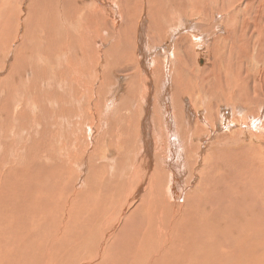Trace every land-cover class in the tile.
Here are the masks:
<instances>
[{
	"label": "bare ground",
	"instance_id": "bare-ground-1",
	"mask_svg": "<svg viewBox=\"0 0 264 264\" xmlns=\"http://www.w3.org/2000/svg\"><path fill=\"white\" fill-rule=\"evenodd\" d=\"M122 1L0 0V37L5 33L12 36L15 29V36L20 35L19 40L11 39L10 42L9 39L12 43L10 54L2 51L0 43V68L5 62L3 60L6 59V64L11 62L7 74L0 76V139L5 138L4 135L12 137L16 132L17 120L22 119L23 111L20 114L14 111L20 100L27 103L36 128L44 123L54 126L55 121H47L36 114L39 105L29 95L40 84L47 87L52 84V88L59 89L54 81L56 79L73 93L66 101L55 98L50 103L55 106H46L44 113L50 110V113H56L57 121L61 120L55 136L42 140L50 143L52 153L47 149L38 153L35 143L42 145V142H31L26 134L19 135L22 141H26L20 150L15 148L14 143L2 145L0 141L2 163L23 172L18 175L20 180L15 179L16 185L12 180L9 182L11 194L18 189L19 198L13 196V201L26 199L28 203H34L38 197L45 201L44 197L52 186L56 195L63 193L60 188L67 185L64 178H68L71 171H79L77 183L83 182L86 186L85 176L92 170L90 158H93L96 168L107 175L106 194L118 187L122 192L117 208L105 216L106 223L103 220L106 227L110 224V229L107 235L101 233L98 259L104 255L112 237L115 238L117 226V229L122 227L123 217L131 212L133 196L146 189L144 203L149 206H146L145 212L142 208V212L149 222L151 218L160 216L156 208L172 207L167 206L168 201L178 209V214L172 216L173 221H184L188 215L190 217L189 240L175 246L180 252L176 258L172 247L164 249L162 253L167 255L166 261L171 264H264L261 254L264 251V87L261 83L264 80V14L263 17L257 16L255 24L249 20L244 22L241 18L234 29H229L224 25L225 19L233 17L236 12H245L244 16L250 18L252 9L248 3L242 10L241 0H220L214 2L218 7L216 12L206 4L211 13L203 9L201 16L198 15L203 27L212 23L214 30H200L199 22L196 25L192 23V26L183 22L185 30L177 33L175 17L187 10L183 6L186 0H179L176 5L183 8L181 11L174 7L175 0L173 3L163 0V4L155 9L158 20L154 23L160 26L163 23L169 29L157 46V26H148L144 11L139 21L133 23L135 28L125 31L130 23L128 15L143 10V5L149 7L150 0H132L137 2L134 9L126 1L122 9L123 5H119ZM251 1L255 3L258 0ZM15 8L19 9L18 18L13 16L17 13ZM192 8L196 9L198 5ZM208 13L211 20L205 19ZM34 15L39 21L33 20ZM89 18L94 21L99 18L101 24L110 25L113 30L105 29L102 34L99 30L92 31L87 26L91 20L84 25ZM123 22L127 24L121 25ZM239 24L245 28L239 29ZM49 33H53L52 39ZM103 33L104 41L98 42L103 50L95 57L97 62H103L99 68L90 62L89 54L85 57L88 50L90 52L85 40L82 42L83 55L74 44L83 35L87 38L88 34L96 36L97 42L98 35ZM216 33L221 35L215 37ZM238 33H243V42L235 38ZM24 36L30 45L25 48L27 56L21 58L18 51ZM74 36L77 38L69 43L68 40ZM223 39L228 42L227 48L223 47ZM199 42L204 44L202 48H196ZM184 44L188 47L184 48ZM37 46L44 48L45 52ZM58 46L62 48L56 49ZM235 49L238 59L233 58ZM190 52L193 61L190 60ZM26 60L30 61L28 69L25 64L24 69L22 64L20 70L15 69L17 62L28 63ZM36 62L39 67L35 66ZM44 74H47L49 84L39 81ZM127 78L129 82L137 80L134 89H127ZM192 78L195 85L191 82ZM251 80H255L257 94L248 91L251 90ZM177 81L182 84H177ZM240 85L246 87L242 99L236 97ZM188 94L200 98L199 107L194 106L195 103L190 108L182 104ZM142 96V113H134ZM49 97L45 95V100ZM8 104H12L10 114L14 122H8L7 127V123L2 121L8 120L3 116H8L3 113V107ZM61 104L73 118L69 114L67 118H62L57 113ZM123 105L125 108H122ZM223 106H232V113L223 111ZM211 108L216 112L211 113ZM68 125H75L74 132ZM67 130L69 132L65 134ZM206 150L223 163L227 181L236 179L234 189H238L241 185L239 181L244 179L249 187H253L251 191L247 190L239 199L232 197L233 188L225 180L217 184L213 180L211 183L218 168L217 164L208 166L205 161L201 162ZM196 182L195 190H189ZM203 194L210 195L208 202L197 198ZM162 196L167 200H163ZM182 199L183 206L180 203ZM192 199H195L194 209H190ZM211 203L213 208L207 210ZM185 204L188 208L184 207ZM256 205H260L259 214L255 211ZM192 210L198 214H190ZM223 212H227L226 216L234 213L228 224L221 216ZM239 214L245 218L239 221ZM91 215H94L93 212ZM223 224L224 230H221ZM145 228V231L142 229L145 234L142 240L147 244L151 230L146 225ZM224 233L227 234L226 239L223 238ZM154 239L167 242L158 235ZM129 243L128 247L123 244L127 249L126 255L121 252L127 260L137 255V250ZM256 244L261 246L255 250Z\"/></svg>",
	"mask_w": 264,
	"mask_h": 264
},
{
	"label": "rangeland",
	"instance_id": "rangeland-1",
	"mask_svg": "<svg viewBox=\"0 0 264 264\" xmlns=\"http://www.w3.org/2000/svg\"><path fill=\"white\" fill-rule=\"evenodd\" d=\"M1 1L4 2V0H1ZM124 1L130 2L129 4L130 8H133V9L135 8L136 3H137L136 1H132V0H124ZM124 1L119 3L120 6L123 5L121 6L122 9H124ZM175 1L176 2L174 4V7L178 5L177 3L179 0H175ZM217 1L220 2V0H186L183 3V6L186 7L187 10H184L180 16L175 17L174 24L176 26V32L178 33L179 31L182 32L183 30H185V25L183 22H188L189 24H191V26H192V23L196 25L199 22L200 30L202 29L207 30L209 28H212L214 30V27H212V23H209L208 25L203 27L198 15L201 16V10L203 9L204 10L206 9L209 11L206 4H208L216 12L218 10V7L214 5V2H217ZM228 1L229 0H225V2H228ZM241 1H242V10L244 9L246 4L248 3L250 4L251 9H252L251 17L248 18L244 16L246 15L245 12H241V13L236 12V14L233 17L224 20V25L226 26V28L234 29L235 26L238 24L237 21L241 20V18L244 19V22L249 20L250 23L255 24L257 21V16H262L264 14V11H263L264 8L262 9V6L264 5V0H258L255 3H253L251 0H241ZM169 2L173 3V0H169ZM162 4H163V0H155V3H154V0H150L149 7L147 6L144 7L143 5V10H140L139 12L133 15H128L130 23H128L129 25L126 27L125 31H131L135 28L136 24L133 25V23L134 22L137 23L139 21V18L144 11V18L146 19L148 26L152 28L157 26L155 31L157 32V36L159 38L157 40V46H159V42L162 43L164 34L169 29L168 27L165 28V25H163V23L161 24V26L157 23H154L156 19L158 20L155 9L157 6H161ZM194 5H198V8L193 9L192 7ZM176 8L179 11L183 9L181 6L176 7ZM36 12H39V10H37ZM210 13L205 15L206 20H211ZM14 14L13 16L14 17L17 16L16 18H18L19 9H17V13H14ZM254 14H255V18H253ZM33 20L39 21L36 15H34ZM89 20H91L89 23L90 24L93 23V24L89 26L90 24L88 23L87 26L90 27L89 29H91L92 31L99 30V32H101L102 34L103 31L104 32L106 31L105 29H109L107 31L113 30L110 25L101 24V22L98 21L100 20L99 18L95 21L92 18H89L86 22H84V25L87 24ZM125 24L127 23L123 22L121 25H125ZM215 26L217 25L215 24ZM238 27H240L239 29L245 28V27H242L240 24ZM92 28H95V29H92ZM16 32L17 30L15 29V32L14 34H12V36L10 35V33H5L4 35L0 37L1 49L3 52L10 54L11 49L9 46L12 45V43L10 42L14 39L19 40L20 35L15 36ZM133 35L135 36L137 34L133 33ZM218 35L220 36L221 34L216 33L215 37H217ZM211 36H214V35L212 34ZM52 37H53V33H49V38L52 39ZM81 37L82 38H80V40H78L74 44V47H77L76 49L80 51L81 54L83 55L82 42L85 40L88 43L87 48L90 49V52L88 50V53L87 55L85 54V57L86 56L88 57V54H89L91 58L90 62L91 63L93 62L95 67L100 68V66L103 65V62L101 61L97 62L96 61L97 59L95 57L99 55V53L103 50V48L99 46L98 44L101 41H104V33L101 36L98 35L97 42L95 38L96 36L91 35V34H88L87 38L85 37V35ZM109 37L110 36L108 35L107 38ZM75 38L77 37L74 36V38L71 40H68V42L71 43ZM235 38H237L238 41L243 42V38H244L243 33L236 34ZM9 39H10V42H9ZM25 39L26 37L24 36L23 39L20 41L22 43L19 42L20 44H22V46L20 47L21 51L20 50L18 51V55L20 54L21 58L24 55L27 56L25 53L26 52L25 48H29V45H30L28 40H25ZM23 40L26 41V43L23 42ZM150 41L152 40L150 39ZM226 43H228L227 40L223 39L222 44L224 48H227ZM203 45L204 44L202 42H199L196 44V48L197 46H200L202 48ZM37 47L41 48L39 46ZM185 47H188V45L184 44V48ZM61 48L62 46L56 47V49H61ZM41 49H42V52H45L44 48H41ZM157 49H160V48H157ZM84 52H87V49H84ZM237 52L238 51L236 49L233 51L234 59H238V56H236ZM191 56L192 55L190 52L189 57H190V60L193 61L194 59H192ZM32 58H34L33 55H32ZM3 61H5L4 62L5 64L3 63V67L0 68V71L3 70L0 72V76H5L7 72L9 71V67L11 65L10 64L11 62L6 64V59ZM26 61L28 63H25V62L20 63V61L17 62V64L14 65L15 69L20 70L21 64H22L23 69H24V64L26 65L28 69V64H30V61L29 60H26ZM50 63H51V66H53V63L51 61ZM34 64L35 66L39 67L38 62ZM114 67L116 66L114 65ZM23 73L25 72L23 71ZM39 81L48 83L49 78L47 74L42 75L39 78ZM54 81L59 89L52 88L53 85L49 83H48L49 84L48 87L47 85L45 86L43 84H40L37 88H35L32 92L29 93L31 99L34 100L37 105H39V107L36 110L38 111L36 114L40 115L39 116L40 118L42 117L47 121H51V122L55 121L54 126L51 127L47 123H44L36 128L31 112L26 106L27 103L25 101L20 100V103L18 104V107L15 108L14 113L17 111L18 114H20V112L23 111L21 113L22 119L17 120V124L15 127L16 132L14 133L12 137H10L9 135H4L5 138L0 139V141L2 142V145L7 144V143L11 145V143L12 144L14 143L15 148L20 150V148L24 145L26 141H22L19 138V135L26 134L27 138L31 142L33 140H40L42 142V145H38L37 142L35 143V148L38 153L42 152L44 149H47L48 151H50V153H52L51 149L49 148L50 143L46 141L43 142L42 140L44 138L49 139L55 136L59 126L61 125V120L57 121L56 113H50L51 112L50 110L48 111V113H44L47 111L46 106H48L50 103H53L55 98H61V99L64 98V101H66L73 94L72 90L67 89L65 84L58 83L56 79H54ZM251 81H252L251 90L248 89V91H251L252 93L257 94L258 91L255 88V80H251ZM191 82L194 85L196 84L193 78ZM143 83L146 84L145 82ZM261 83H262V86L264 87V80H262ZM125 84H126L127 89L129 90L134 89L137 85V80H133L129 82L127 78ZM177 84H182V83L180 81H177ZM63 89H67V90L64 91ZM242 92L245 96L246 87L240 85L239 88L237 89L236 97L242 99ZM79 93L83 97L81 90H79ZM45 95L50 96V97L45 100ZM8 99H12V97H8ZM143 103H144V97L143 99H140L139 105L136 104V108L133 112L142 113ZM193 103H195L194 106L199 107L200 98L198 96L188 94L185 101L182 104L185 107L190 108L193 106ZM62 104L58 106L57 113H60L62 118H67L68 114L71 116V114L66 111V107L64 109L62 108ZM50 105L55 106V104H50ZM71 107L73 106L71 105ZM10 108L12 109V104H8L7 107H3V111H4L3 113L8 114V116L7 115L5 116V114H3V116L6 119L8 118V120H4V122L2 121V123L4 124L7 123V127L9 126L8 122L11 123L13 121L11 120L13 118L11 117L12 115L10 114L11 113ZM122 108H125V106L123 105ZM222 110L226 111L229 114L230 112L232 113L233 109H232V106L230 107L223 106ZM200 111L201 109L198 110V113ZM0 112L2 113V111ZM215 112H216L215 109L211 108V113H215ZM124 113H127V112L124 111ZM211 115H214V114H211ZM71 117L73 118V116ZM23 119H25L26 121ZM196 121L197 120H195L194 123H196ZM74 126L75 125L69 126L71 127V129H73L71 132H74ZM192 130L194 131V128ZM68 132L69 130L65 131V134ZM66 145L67 147L69 146V140L66 141ZM11 151H12V148L10 147L9 152ZM36 157L40 159L39 156H36ZM78 157L80 158L81 154H79ZM201 158H202L201 162L203 163L205 161L208 166H214L217 164L216 168L218 169L214 173L211 183L213 180L216 184L220 183L221 180H225L233 188V191L230 193L232 194V197L237 196L239 199H242L245 193L247 192V190L251 191V189L253 188V187L248 186L247 180L241 179L239 181L241 182L240 187L238 189H234L236 179L235 178L230 179L229 181L225 179V168H224L223 163L220 162L217 157L211 156L210 151L206 150L202 154ZM2 162L3 160L0 159V165H2L0 166V264H171L170 262L166 261L167 255H164L162 251L164 249H168L172 247L175 251L174 258H176V256L180 254V252L179 250L175 249V246L179 242L186 243L190 238V217L189 215L185 218L184 221H173L172 216L175 214H178L177 213L178 209L177 207H175V205L173 207V202L171 201L166 202L167 206H170V205L172 206L171 208L170 207H164L162 209L156 208V213L157 214L160 213V216L158 218L156 217L155 218L153 217V219L151 218L150 222L152 221L154 223L151 222L150 224L149 218H145L146 215L144 216V212H145L144 209H146L149 206L148 203H144L146 202L145 197H147L146 195L147 191L146 189H144L143 190L144 192L141 191L136 196L135 195L133 196L134 200L132 201L133 206L131 207V210H130L131 212L127 216L123 217L124 223L122 222L121 224L122 227L117 229L118 228L117 226V228L114 231L115 238L112 237L113 239L111 240V243L107 245V248L105 252L103 253L104 255L102 256L101 259H98V253H99L100 245H101L100 237L102 234L107 235V230L110 229L109 228L110 224H108L107 227L104 224V222L106 221L105 216L109 215L115 208H117V204L121 201L120 198H121L122 192L120 191L118 187L110 191L111 193L106 194L105 189L107 187V183H106L107 175L104 171L96 168V164H95L96 160L93 158H90V163L92 164V170L91 172L87 173L85 176L86 186L83 185V182L79 185L77 183L80 172L71 171L68 178L67 177L64 178L68 186L67 185L63 186V189L60 188V190H62L63 193H57L56 195V193L54 192L53 186H52L50 190L48 191V194H46L44 197L46 202L43 201L40 197H38V199L34 203L33 201H30L28 203L26 199H20L19 201H13V198H12L13 196H16V198H19L17 195L18 189L14 190V192L11 194V192L8 190L9 186L11 187V185H9V182L12 180L16 185L15 179L20 180L18 178V175L20 176V174L23 172H22V169L13 170L11 169L12 167L5 166L7 164L4 165ZM1 167L3 168L1 169ZM10 169L12 170L13 174L10 172L11 171ZM161 181L163 180L161 179ZM197 184L198 183L196 182L194 187H190L189 190L191 189L195 190V187ZM3 191H6L4 192L6 195V198L3 196ZM163 191L165 192L164 189ZM148 194L150 193L148 192ZM209 197L210 195L203 194L197 198H200V201L208 202ZM162 199L167 200V198L164 196H162ZM195 199L191 200L190 209H194V207H196V205L194 204ZM23 200H25V202ZM187 201H188V198H187ZM180 203H181V206H183L184 204L183 199L180 201ZM213 205L214 204L212 203L211 205H208L207 210L212 209ZM136 206L138 207L140 206L139 210H138V207ZM184 207L188 208V204H185ZM133 208L135 211L133 210ZM142 208L144 212H142ZM255 211L257 214L260 213V205H256ZM92 212L94 214L93 216L91 215ZM137 214L140 216H137ZM190 214L197 215L198 213L195 210H192ZM222 214L223 215L221 216L223 220L226 221L227 224L229 222V219L234 215V213H232L231 215L229 214V216H226L225 214H227V212H223ZM239 215H240L238 218L239 221L242 219V217L245 218L244 215L242 214H239ZM139 224L141 227L139 226ZM141 224L143 225V227ZM159 224L161 225V228H159ZM145 225L147 228L151 230L150 238L147 244L145 241L142 240V235L144 234L143 231L146 230ZM220 229L224 230V224L221 226ZM226 233H224L225 235H223L224 239H226L227 237ZM157 235L163 237L164 240H167V242L154 239ZM129 242H131L132 247L135 250H137V255L132 259L129 257V260H127L122 256L121 252H123V254L126 255L127 249H125L124 247L125 246L128 247V245L130 244ZM124 243H125V246L123 245ZM164 243L165 244L168 243V244L165 245ZM259 246L261 245L260 244L254 245L255 250L258 249ZM229 247H232V246L230 245ZM223 251L226 252V249H223ZM261 254L264 256V251H262ZM200 258L201 257H199V259ZM254 264H258V262Z\"/></svg>",
	"mask_w": 264,
	"mask_h": 264
}]
</instances>
